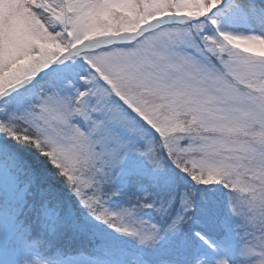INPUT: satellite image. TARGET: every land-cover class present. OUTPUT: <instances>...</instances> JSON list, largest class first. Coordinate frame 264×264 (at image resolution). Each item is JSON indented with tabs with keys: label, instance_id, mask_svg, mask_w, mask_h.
I'll list each match as a JSON object with an SVG mask.
<instances>
[{
	"label": "snow or ice",
	"instance_id": "6c2138e0",
	"mask_svg": "<svg viewBox=\"0 0 264 264\" xmlns=\"http://www.w3.org/2000/svg\"><path fill=\"white\" fill-rule=\"evenodd\" d=\"M0 264H264V0H0Z\"/></svg>",
	"mask_w": 264,
	"mask_h": 264
}]
</instances>
